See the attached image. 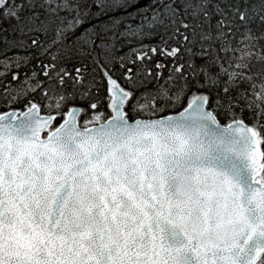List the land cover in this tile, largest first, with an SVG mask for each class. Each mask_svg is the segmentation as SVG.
I'll use <instances>...</instances> for the list:
<instances>
[{"label": "snow or ice", "instance_id": "snow-or-ice-1", "mask_svg": "<svg viewBox=\"0 0 264 264\" xmlns=\"http://www.w3.org/2000/svg\"><path fill=\"white\" fill-rule=\"evenodd\" d=\"M0 22V264H264V0Z\"/></svg>", "mask_w": 264, "mask_h": 264}, {"label": "trees", "instance_id": "trees-1", "mask_svg": "<svg viewBox=\"0 0 264 264\" xmlns=\"http://www.w3.org/2000/svg\"><path fill=\"white\" fill-rule=\"evenodd\" d=\"M6 26H7L6 23H4V22H0V27H6ZM245 115L247 116L248 113L246 112Z\"/></svg>", "mask_w": 264, "mask_h": 264}]
</instances>
